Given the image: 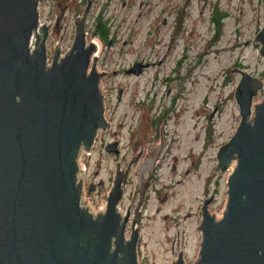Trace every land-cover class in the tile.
<instances>
[{
    "label": "water",
    "instance_id": "obj_1",
    "mask_svg": "<svg viewBox=\"0 0 264 264\" xmlns=\"http://www.w3.org/2000/svg\"><path fill=\"white\" fill-rule=\"evenodd\" d=\"M41 2L0 0V264H138L141 207L164 133L153 155L142 160L126 213L121 216L119 203L142 150L124 169L115 165L107 195L100 194L104 209L94 213L83 201L79 158L91 151L99 132L110 128L100 85L104 72L97 70L95 42L86 40L94 0H87L74 20L70 47L61 49L63 29L50 59ZM253 43L264 58V20ZM146 66L136 62L125 73L138 76ZM236 71L240 120L216 154V171L224 173L235 162L227 202L219 219L208 210L213 192L203 202L200 250L193 264H264V99L254 103L263 81ZM105 151L117 155V143ZM171 264H185L182 252Z\"/></svg>",
    "mask_w": 264,
    "mask_h": 264
},
{
    "label": "rangeland",
    "instance_id": "obj_2",
    "mask_svg": "<svg viewBox=\"0 0 264 264\" xmlns=\"http://www.w3.org/2000/svg\"><path fill=\"white\" fill-rule=\"evenodd\" d=\"M81 1L63 0L60 10L54 0L39 6L40 22L58 20L59 33L65 30L64 51L71 45ZM216 11L224 14L219 32L212 21ZM99 17L109 28L106 43L94 36ZM263 20L264 0H97L90 11L86 40L97 44L110 124L79 158L83 179L97 185L85 195L94 213L104 209L100 194L107 195L115 165L124 169L142 150L119 203L126 213L142 160L153 155L162 132L165 136L141 208L138 264H171L179 252L185 264H193L201 243V207L212 192L208 210L216 219L222 217L233 168L216 171V154L240 120L234 92L241 76L234 70L261 79L263 89L254 103L264 99V58L253 43ZM136 62L147 66L138 76L127 75L125 70ZM109 140L119 141L117 155L103 148ZM144 172L143 181L147 167ZM137 203L138 195L129 207L131 219Z\"/></svg>",
    "mask_w": 264,
    "mask_h": 264
},
{
    "label": "flooded vegetation",
    "instance_id": "obj_3",
    "mask_svg": "<svg viewBox=\"0 0 264 264\" xmlns=\"http://www.w3.org/2000/svg\"><path fill=\"white\" fill-rule=\"evenodd\" d=\"M44 1H47V0H42V2L40 3V4H42ZM96 1L97 0H94V2H93V4H92V6H91V10L93 9V7H94V5H95V3H96ZM63 2V0H54V4H55V6H56V8L57 9H62V3ZM86 3H87V0H82L81 2H79L78 4H76L77 5V8H81V10H82V12H81V14L83 13V11H84V9H85V7H86ZM40 6V5H39ZM39 14H40V12H39ZM80 14V15H81ZM90 14V13H89ZM79 15V16H80ZM79 16H77V17H79ZM76 17V18H77ZM75 18V19H76ZM74 19V20H75ZM88 20V19H87ZM41 23H44V24H48L49 25V31H48V38H47V41H46V46H47V52H48V58L50 57L51 58V56H52V53H53V50H54V48H55V46L57 45V43L59 42V39H60V37H61V34L59 33V29H60V27H59V25H58V20H55L54 22H48V23H45V22H41ZM95 24H96V22H95ZM65 34H66V32H65V30H64V34H63V38H62V41H61V49H62V44H63V42H64V40H65ZM73 34H74V21H73ZM54 37H56V41L54 42V44L52 45V40L54 39ZM72 39H73V37H72ZM110 45V43H108V46ZM62 51H64L63 49H62ZM66 51V50H65ZM100 51V50H99ZM142 72H143V69H142ZM122 94V90H120V88H118L117 89V99L118 100H120V95ZM111 142H116L117 143V149L119 148L120 149V143H119V141L118 140H109V141H106L105 143H104V145H103V148L105 149V146L107 145V144H109V143H111ZM134 157V156H133ZM159 157V156H158ZM132 158V157H131ZM158 159V158H157ZM157 159L155 160V162H156V164H157ZM145 173V172H144ZM138 176V175H137ZM146 179L148 178V173H146ZM146 179H145V181H146ZM142 180H144L143 179V175H142ZM89 188H92L91 190H89ZM96 189H97V185H94V182H91V181H89V182H86L85 180H84V191H85V195L86 194H91V193H93V192H95L96 191ZM146 194H147V191H146ZM146 194H145V196H146ZM144 204V203H143ZM142 204V205H143ZM142 208V207H141ZM130 216H131V212H130ZM129 219H131V218H129Z\"/></svg>",
    "mask_w": 264,
    "mask_h": 264
},
{
    "label": "trees",
    "instance_id": "obj_4",
    "mask_svg": "<svg viewBox=\"0 0 264 264\" xmlns=\"http://www.w3.org/2000/svg\"><path fill=\"white\" fill-rule=\"evenodd\" d=\"M215 13H216V15H215V17H213L212 21H213V23H215V25L217 27V31L219 32V30L222 26L221 20L224 18V14L223 13H217V11ZM94 36L96 38H98V40L101 42L106 43L108 41L109 28L107 26V22L102 21V19H100V17L97 18V22L95 24Z\"/></svg>",
    "mask_w": 264,
    "mask_h": 264
},
{
    "label": "built area",
    "instance_id": "obj_5",
    "mask_svg": "<svg viewBox=\"0 0 264 264\" xmlns=\"http://www.w3.org/2000/svg\"><path fill=\"white\" fill-rule=\"evenodd\" d=\"M41 23V22H40ZM96 44V43H95ZM96 47H97V45H96ZM96 54H98V48H97V50H96V52L94 53V55H96ZM97 56V55H96ZM98 57V56H97ZM100 85H101V87H102V82L100 81ZM102 90H103V88H102ZM104 92H105V90H103ZM105 97H107L106 96V92H105V94H104V106H105V114H106V105H105V103H106V98ZM83 201H84V203L86 204V205H89V202L87 201V200H85V192H84V195H83ZM91 209V208H90ZM92 210V209H91Z\"/></svg>",
    "mask_w": 264,
    "mask_h": 264
},
{
    "label": "bare ground",
    "instance_id": "obj_6",
    "mask_svg": "<svg viewBox=\"0 0 264 264\" xmlns=\"http://www.w3.org/2000/svg\"><path fill=\"white\" fill-rule=\"evenodd\" d=\"M36 33H38V31H36ZM97 45V44H96ZM234 163L235 162H232V164L230 165V167H229V169L228 170H230V168H231V170H232V168H233V166H234ZM120 214H121V216H123L124 215V213H122V212H120ZM215 217V216H214ZM216 218V217H215Z\"/></svg>",
    "mask_w": 264,
    "mask_h": 264
}]
</instances>
